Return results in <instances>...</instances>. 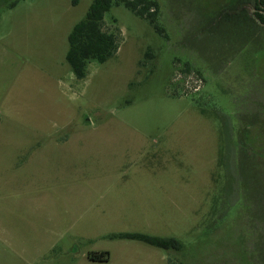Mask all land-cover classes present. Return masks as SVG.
Wrapping results in <instances>:
<instances>
[{"label":"rangeland","instance_id":"rangeland-1","mask_svg":"<svg viewBox=\"0 0 264 264\" xmlns=\"http://www.w3.org/2000/svg\"><path fill=\"white\" fill-rule=\"evenodd\" d=\"M92 1L0 0V264H264V30L234 0H155L163 34L114 5L79 79Z\"/></svg>","mask_w":264,"mask_h":264},{"label":"trees","instance_id":"trees-1","mask_svg":"<svg viewBox=\"0 0 264 264\" xmlns=\"http://www.w3.org/2000/svg\"><path fill=\"white\" fill-rule=\"evenodd\" d=\"M79 1L72 0V4L77 5ZM250 2H253L252 7L255 9L254 17L244 10ZM120 4H124L136 15L147 18L158 33H164V29L158 22V3L155 0H93L85 17L75 24L68 36L69 49L66 59L77 78L86 77L91 60L105 62L117 52L120 44L119 34L106 30L104 23L106 13L114 5ZM227 7L232 22L243 16L251 24L248 27H254L259 31L264 30V25H262L264 24V0H234ZM112 237L139 240L165 250L180 251L183 248V243L175 237L153 236L137 232H121L113 234ZM89 258L93 261L108 260V252L93 253L89 255Z\"/></svg>","mask_w":264,"mask_h":264},{"label":"flooded vegetation","instance_id":"flooded-vegetation-1","mask_svg":"<svg viewBox=\"0 0 264 264\" xmlns=\"http://www.w3.org/2000/svg\"><path fill=\"white\" fill-rule=\"evenodd\" d=\"M254 10H255V9L253 8V12H254ZM253 12H252V16L254 17V14H253ZM262 25H264V24H262Z\"/></svg>","mask_w":264,"mask_h":264}]
</instances>
